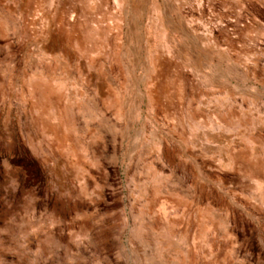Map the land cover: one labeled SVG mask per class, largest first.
<instances>
[{"label":"rangeland","instance_id":"obj_1","mask_svg":"<svg viewBox=\"0 0 264 264\" xmlns=\"http://www.w3.org/2000/svg\"><path fill=\"white\" fill-rule=\"evenodd\" d=\"M3 264H264V0H0Z\"/></svg>","mask_w":264,"mask_h":264},{"label":"clouds","instance_id":"obj_2","mask_svg":"<svg viewBox=\"0 0 264 264\" xmlns=\"http://www.w3.org/2000/svg\"><path fill=\"white\" fill-rule=\"evenodd\" d=\"M0 264H3V261L2 260H0Z\"/></svg>","mask_w":264,"mask_h":264}]
</instances>
